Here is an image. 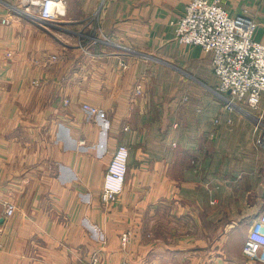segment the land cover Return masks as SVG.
I'll list each match as a JSON object with an SVG mask.
<instances>
[{
    "label": "crops",
    "instance_id": "1",
    "mask_svg": "<svg viewBox=\"0 0 264 264\" xmlns=\"http://www.w3.org/2000/svg\"><path fill=\"white\" fill-rule=\"evenodd\" d=\"M8 1L0 0V264H89L127 231L131 253L145 240L140 250L167 258L181 240L225 253H241L250 238L264 244L251 192L241 199L245 188L264 196V150L254 123L225 105L214 115L212 54L176 39L190 0H65L44 28ZM220 3L230 16L256 17L264 41V0ZM185 93L208 100L186 104ZM120 146L130 150L129 174L108 206L105 175ZM6 202L17 208L9 219Z\"/></svg>",
    "mask_w": 264,
    "mask_h": 264
},
{
    "label": "built area",
    "instance_id": "2",
    "mask_svg": "<svg viewBox=\"0 0 264 264\" xmlns=\"http://www.w3.org/2000/svg\"><path fill=\"white\" fill-rule=\"evenodd\" d=\"M64 1L18 0L16 5H10V10L14 15L44 28L62 14ZM1 23L11 25L9 19H3ZM175 25L179 43L199 46L212 54L213 69L219 81L217 93L223 97L226 110L244 113L245 110L238 106L239 101H247L248 105L259 108L264 93V42L255 39L258 29L256 17L248 11L230 16L220 0H190L185 15ZM253 118L256 146L264 150V116ZM129 158V150L123 146L114 155L106 175V202L115 201L124 191ZM4 208V219L13 217L17 210L16 205L10 202H6ZM258 219L264 226V207ZM127 240L125 235L123 241ZM243 252L252 260L264 264V244L259 240L248 239ZM89 264H102L98 254L92 257Z\"/></svg>",
    "mask_w": 264,
    "mask_h": 264
},
{
    "label": "rangeland",
    "instance_id": "3",
    "mask_svg": "<svg viewBox=\"0 0 264 264\" xmlns=\"http://www.w3.org/2000/svg\"><path fill=\"white\" fill-rule=\"evenodd\" d=\"M8 3H10V5H12V4L16 5L18 3V0H9ZM185 12H186V10H185ZM2 20H1V22H2ZM26 20H28V19H26ZM28 21L32 22L30 20H28ZM11 23H13V21ZM34 24H36V23H34ZM175 32H176V25H175ZM186 45H188V44H186ZM191 46H194V45H191ZM218 86H219V81H218ZM216 91H217V89H216ZM138 92H140V90H138ZM208 95H210V94H208ZM184 96H183L184 97V99H183L184 103L192 104L193 102L199 101V103H201L200 106H202V107H204L203 103L204 102L206 103V101L208 100V96L204 97L203 101H202L201 96L200 97L193 96L191 93H185ZM215 100L216 101H214V103L217 104V108H216L217 110L214 113V115H216V118H218L220 115V112H218V111L220 109L222 110L223 105L226 106V104H225V102H224V104L222 103L223 98H221V96H219L218 94H216ZM246 102L247 101H239L238 102V106L245 110L244 113L239 111V110H236L233 112H230L228 110L227 111H228V113H230L232 115L234 114V112H236L234 114V116L242 117V119H244L243 121L253 124L254 123L253 117L264 116V106H262V100L259 104V108H256V107L254 108V107L248 105ZM65 103L68 104L69 101L65 100ZM86 109H87V111H89L90 113H93V114L97 112L96 109H93L90 107H88ZM217 122H218V120H216V124H218ZM232 125H233L232 120H231V123H229V121H228V126L230 127V129H232L231 128V127H233ZM255 140H256V138H255ZM255 145H256V143H255ZM123 147H126V146H123ZM126 148L129 150L128 147H126ZM129 153H130V150H129ZM129 164H130V158H129ZM108 169H109V167H108ZM108 169H107V171H108ZM128 174H129V167H128V173H127L126 180H125V187H126V183H127V179H128ZM106 175H107V172H106ZM106 175H105V181H106ZM105 181H104V187H105ZM124 191H125V188H124ZM123 192L117 197V199L115 201L106 202L104 200L105 204H107L108 206H112L113 204L117 203L120 196L123 194ZM242 192H243L242 196H241L242 200L247 197L246 194H249V192H251L248 195V199H247L249 201V214L259 215L263 210V204H264V196L262 194V189L245 188L242 190ZM103 199H104V188H103ZM156 210L158 211L159 208H157ZM160 222L162 223V221H160ZM154 223H155L154 225H157V223H159V221H154ZM238 223H239V221H238ZM154 229L155 228H153L151 230V232L149 233L150 235L152 234L149 237V239L153 240V241L155 240V236H156ZM157 229L160 230V227H158ZM125 235L128 237L129 240L124 242L123 237ZM120 238H121V243L118 244V246L115 248L116 250L110 252L109 255L107 254L106 259L102 255L98 254V257L100 258V261L102 264H216V263L217 264H256V263H254V260H252L251 258H249L248 256H246L244 254L243 250L241 253L237 252L236 250H234L233 252H230V253H225L223 251H207V252H205V251H203L204 250L203 248L201 249L202 251H193L191 249H193L195 247L200 248V246L197 245L195 242L193 244H189V243L183 242L182 240L178 244L176 242V236L173 237V234L170 237V239H172L174 241V243L176 242L175 245L178 244L176 246V248L178 247V248H182V249L181 250L178 249L176 251L170 252L168 255V258L166 257V253L164 254L161 251H153V252L149 251V252L145 253L144 250H140L142 247L145 246V240H143L142 243H139L137 245L138 250L131 253L129 251V245H130L129 241H131V239H132V232L131 231H127L125 234H122L120 236ZM195 238H200V237H195ZM147 239H148V237H147ZM220 259H223L222 262L220 261ZM163 260H165V261H163Z\"/></svg>",
    "mask_w": 264,
    "mask_h": 264
},
{
    "label": "water",
    "instance_id": "4",
    "mask_svg": "<svg viewBox=\"0 0 264 264\" xmlns=\"http://www.w3.org/2000/svg\"><path fill=\"white\" fill-rule=\"evenodd\" d=\"M1 223H3V220H1Z\"/></svg>",
    "mask_w": 264,
    "mask_h": 264
}]
</instances>
